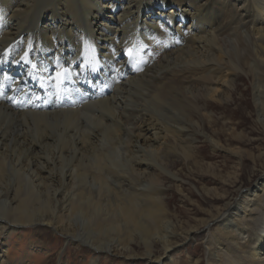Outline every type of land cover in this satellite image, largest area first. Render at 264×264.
Masks as SVG:
<instances>
[{
	"label": "bare ground",
	"instance_id": "1",
	"mask_svg": "<svg viewBox=\"0 0 264 264\" xmlns=\"http://www.w3.org/2000/svg\"><path fill=\"white\" fill-rule=\"evenodd\" d=\"M81 44L95 72L77 84ZM26 59L53 88L67 70L73 90L95 99L70 101L77 110L0 101V236L34 229L84 247L90 264L102 255L157 264L197 232L169 198L209 194L197 186L203 149L237 158L229 184L241 190V159L226 143L246 120L264 133V0H0V97L14 92L16 79L8 92L3 80L16 66L26 80ZM244 79L252 103L234 99ZM250 158L264 168V150ZM259 178L208 213L204 264H264Z\"/></svg>",
	"mask_w": 264,
	"mask_h": 264
},
{
	"label": "rangeland",
	"instance_id": "2",
	"mask_svg": "<svg viewBox=\"0 0 264 264\" xmlns=\"http://www.w3.org/2000/svg\"><path fill=\"white\" fill-rule=\"evenodd\" d=\"M12 46H15L14 43L8 46L5 56L6 59H10L16 53V50H14ZM35 47L34 51L39 52L41 50L40 44H37ZM33 52L27 56H31ZM26 61L27 62L23 61L25 69L28 70L26 80L23 73L17 71L19 66H16L13 77L6 76L3 80L4 91L8 92L10 87L13 86V79L15 78L17 82L15 90L8 96L7 94L1 96L0 101L7 98L8 103H16V98L21 95L20 97L23 100H36L37 103L40 102L41 94L39 81L33 74L35 68L30 61L27 59ZM37 71L39 72V67H37ZM16 76L20 77L21 80H18L19 78ZM47 82H49V80ZM34 87H38L36 92L32 90ZM53 90L57 91L55 87ZM234 99L237 103H252L250 84L246 82L245 79L237 83ZM58 101L60 102V100ZM61 102L62 105L58 108L59 110H75L79 107L75 103ZM232 116L234 119L240 117L243 120L240 113H232ZM243 117L246 118V115ZM248 121L249 120H246V122H244L245 131L243 134L230 137V141L226 143L229 148L238 151V156L241 159L238 176V182H240V184H237V186L241 185V190H235L234 186L229 184L234 180L233 174L238 166L237 158L224 150L218 152L216 156H211L212 153L209 149H203L202 153L208 156V160H206L208 166L203 167V171L206 174L202 175L204 179H197V186L207 191L209 194L200 196L194 192L190 200L185 201L184 195L177 194L175 190H172L169 198V206L177 208L182 214L181 217L189 221L190 225L193 226L197 232L192 233V237H189L185 242L177 244L166 256H162L160 262L157 264H194L195 261H199L198 264H204L202 261V241L207 235L205 229L202 227L205 223L209 222L208 213L212 209L219 208L225 198H238L242 195L243 188L251 186V190L254 185L260 181L259 177L264 173V168L254 166L250 157H255L258 151L264 150V133L257 125L251 124ZM181 176H183V173H181ZM224 180L227 181L225 184L221 182ZM190 188L194 191L193 187ZM187 190V188H184L185 194ZM214 194L217 195V198L213 197ZM41 230L45 229L43 228ZM52 234L49 236L46 235L45 232L38 234L34 229L28 228L13 231L12 233L8 231L4 232L3 236H0V264L3 260L6 261V264H90L91 255L84 247L75 249L67 242L62 241L61 237ZM97 264H156V262L148 263L142 257L122 260L118 256L106 257L102 255L99 257Z\"/></svg>",
	"mask_w": 264,
	"mask_h": 264
},
{
	"label": "snow or ice",
	"instance_id": "3",
	"mask_svg": "<svg viewBox=\"0 0 264 264\" xmlns=\"http://www.w3.org/2000/svg\"><path fill=\"white\" fill-rule=\"evenodd\" d=\"M25 62H27L26 60H25ZM63 73H57V80L60 82V83H62L63 82Z\"/></svg>",
	"mask_w": 264,
	"mask_h": 264
}]
</instances>
